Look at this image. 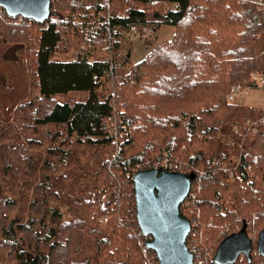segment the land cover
I'll return each instance as SVG.
<instances>
[{
    "label": "trees",
    "instance_id": "trees-1",
    "mask_svg": "<svg viewBox=\"0 0 264 264\" xmlns=\"http://www.w3.org/2000/svg\"><path fill=\"white\" fill-rule=\"evenodd\" d=\"M166 4L178 8L160 13ZM149 12L157 20L155 29L169 24L175 33L133 63L124 33L147 26ZM0 34L26 47L35 90L14 111L21 129L11 125L5 136L0 131L1 257L19 264H159L156 252L146 247L150 237L138 224L133 175L149 170L165 154L192 160L186 163L196 175L191 192L199 181L203 188L197 206L180 207L182 216L197 222L188 247L217 251L237 225L264 229V133L251 147L244 146L243 163L234 172L237 181L230 188L238 199L239 219L219 203V177L229 176L211 175L207 167L216 160L232 166V155L219 147L233 145L238 154L243 136L234 129L254 117L239 118L246 109L228 103L227 96L236 84H253L254 74L264 78V9L256 0H52L51 16L43 23L0 16ZM71 49L73 60L56 59ZM106 80L114 92L102 99L98 90ZM77 92L87 98L56 99ZM108 123L116 126L117 137ZM200 136L207 145L193 150ZM45 139L58 146L47 150L49 159L39 168L35 152L29 151L44 148ZM66 147L80 148L86 163L78 165ZM97 165L106 177V201L75 198L78 182L92 177ZM70 167L75 168L67 175ZM20 179L39 197L22 201L29 205L28 217L20 216L25 208L9 194ZM52 204L67 205L71 218L63 220ZM211 218L212 235L203 246L196 230L202 233ZM261 261L254 244L251 261L244 263Z\"/></svg>",
    "mask_w": 264,
    "mask_h": 264
},
{
    "label": "rangeland",
    "instance_id": "rangeland-1",
    "mask_svg": "<svg viewBox=\"0 0 264 264\" xmlns=\"http://www.w3.org/2000/svg\"><path fill=\"white\" fill-rule=\"evenodd\" d=\"M176 9L175 5L169 6L165 5L163 10L160 13H166L170 8ZM264 9V8H261ZM154 13L149 12L147 14L146 20L148 25L147 26H141V27H132L130 31H127L124 33V40H125V47L126 49L128 48L129 54L131 57V61L133 63H138L142 61L147 54L156 46L161 45L168 41L173 34L175 33V26L169 25V24H164L158 29H155L154 27L157 26L156 24V18L153 15ZM21 20H16L15 22H19ZM156 24V25H155ZM62 50H66L65 47L62 46ZM126 51V50H125ZM75 57V51L73 49L68 50L66 53L61 52L56 55V59L59 61H71ZM29 64V59L27 57V52H26V47L24 45H13L4 39V37L0 34V131H4V136L6 133H9L11 131V125L16 126L18 129H21L22 125V120L17 118L15 114V109L17 106H19L21 103L27 102L31 99L32 95L35 93V90L33 88V76L31 74V70L28 67ZM252 81L254 82L253 84H247V85H240L236 84L234 86H240L244 91L238 93L235 95V101L230 102L228 100L227 96V102L236 104L241 106L242 108H245L246 110L239 114V118H241L242 115H252L253 119H257L260 117H263L264 114H261L264 111V78L261 77V75L254 74L252 77ZM233 86V87H234ZM114 92V88L112 85L111 80H106L105 84L98 90V94L100 98H105L109 94ZM230 94V93H229ZM228 94V95H229ZM87 96L84 93H70L65 96H58L56 99L60 102H66L70 99L74 100H83L86 99ZM236 118V117H235ZM237 120V119H236ZM239 121V120H238ZM244 122V121H243ZM242 121L238 125L242 132H238L240 134H244L243 142L240 143L239 145V152H235V149H232L234 146L233 145H227V147H219L220 152L222 153H229L231 157V165L228 166V164H223L216 160L212 164H209L207 167H212L208 168L210 169L209 171H213L211 175H216L215 173H222L226 174L229 176L228 178H221L219 177L220 183L223 185V188L219 191V203L222 205V209L225 213H229L231 215H234L236 219L240 218V213L238 211V199L236 198V194L233 191V189L230 188L231 185H233L237 180L233 177L234 172H236L237 169L236 166V158L241 157L246 151L244 146L246 145L247 147L253 145V143L256 141L259 132L264 133V127L258 131V133H253L251 131H248L244 127V123ZM111 126V132L113 137H117L118 134H116V126L114 127L113 124L108 123ZM117 124V122H116ZM221 129V128H220ZM235 130V129H234ZM0 132V134H2ZM10 134V133H9ZM3 135V134H2ZM222 135V141L225 143L226 136L224 137V134ZM229 139V137H228ZM207 143L204 142L203 137H199V141L196 142L193 145V150L199 151L200 149L206 147ZM58 146V144L55 145V147L50 146V142L48 140H44V148L40 149L39 151H35L30 149L29 153H34V157L39 161L38 165L39 168L44 166L45 162L47 159H49L48 151L51 148L55 149ZM233 146V147H232ZM64 148V147H63ZM68 150L70 149L73 151V154L75 155L76 161H79L80 163H86L88 160V157H85V155L82 153L81 149L76 148V150L73 149V147H66ZM249 148V147H248ZM73 149V150H72ZM218 150V149H217ZM198 153V152H196ZM210 157V156H209ZM208 157V158H209ZM54 164H58L56 161V158H52ZM75 161V162H76ZM181 162H185L183 170H186L188 168V165L186 163L192 164V160H186L182 161L179 159ZM205 165H203L204 167ZM206 167V166H205ZM75 167H70V169H66L65 171L67 172V175L70 174L72 175L73 169ZM151 169V168H150ZM205 170V168H203ZM224 169H228L225 171ZM44 172H48L46 169ZM85 172V171H84ZM203 174L200 175L204 176L206 171H202ZM190 174V171H188ZM229 173V174H228ZM65 174V172H61L59 175ZM92 176V175H91ZM72 178V177H71ZM32 180V177L30 178ZM196 180V179H195ZM194 180V181H195ZM240 179H238L239 181ZM24 180L20 179L18 183L15 184L14 186V191L12 194V191L9 192L12 197L17 198V204L19 208L24 207L25 211L23 213H20L21 217H25L29 215V211L27 206L29 205H24L22 201H30L34 199H38L39 197L35 195L31 189H27L23 186ZM63 186L68 187L69 183L68 180L66 179L63 182ZM67 190V189H66ZM107 181L105 174L102 170H100V166L97 165V167L94 169V175L90 177L88 180L83 181L80 180L78 182V185L76 187V192H75V198L82 197L85 199H100L106 201L107 197ZM26 192V195H23V193ZM203 188L200 183L198 182V185L194 186V189L192 192V196L190 197L188 203H186V206L189 204H194V207L197 206L199 203L200 198L203 195ZM52 207H59V210L61 214L63 215V220H69L71 217L70 215L68 216V207L66 206H60L58 204H52ZM192 205L189 207L191 208ZM19 210V209H18ZM187 212V210H186ZM199 213V211H198ZM258 212H255L254 215L252 216L253 219L257 216ZM13 215H17V210L14 211ZM49 217V216H48ZM49 219V218H48ZM195 223V221H194ZM48 224H52V221L50 220ZM212 224H213V219H209L204 223L203 227V232L196 230V234H198V238H196L197 241H201V244L205 246V238L206 237H211V229H212ZM226 224V223H225ZM223 225V227L226 225ZM241 229L240 225H237L236 230ZM260 229L258 227H251L250 231H248L249 236L253 240L258 239ZM2 241V238L0 237V242ZM245 257L243 259H240L238 261V264H245ZM0 264H19L18 261L10 258L9 256H0ZM237 264V263H236ZM260 264H264L263 261H261Z\"/></svg>",
    "mask_w": 264,
    "mask_h": 264
},
{
    "label": "water",
    "instance_id": "water-1",
    "mask_svg": "<svg viewBox=\"0 0 264 264\" xmlns=\"http://www.w3.org/2000/svg\"><path fill=\"white\" fill-rule=\"evenodd\" d=\"M52 0H0L11 17L22 16L43 23L51 16ZM194 173L149 169L138 171L134 178L137 220L143 235L150 237L148 249L156 252L159 264H194L187 245L191 222L182 216L180 207L190 194ZM253 241L247 224L225 237L214 257L215 264H235L244 255L250 262ZM256 250L264 258V229L259 232Z\"/></svg>",
    "mask_w": 264,
    "mask_h": 264
},
{
    "label": "built area",
    "instance_id": "built-area-1",
    "mask_svg": "<svg viewBox=\"0 0 264 264\" xmlns=\"http://www.w3.org/2000/svg\"><path fill=\"white\" fill-rule=\"evenodd\" d=\"M256 3L259 7L264 8V0H256ZM5 13L6 12L3 10V8H0V16H2V18L4 17ZM19 18L23 19L22 16H19ZM242 91H244V90L240 86H234L231 89L230 94L228 95V100L230 102H234L235 101V95L242 92ZM244 127L248 131H251L253 133H258V131L264 127V116L257 118V119L247 118L244 121ZM235 132H237V133L242 132V130L239 126H236ZM244 135H245V133L242 135L243 138H244ZM242 143H244V142L242 141ZM242 158H243V156L236 158L237 166L235 169H239V167L243 163ZM184 165L185 164L182 163L181 161H178L177 159L172 160L167 154H165V156H164V158H162V160H160L157 163H153L151 165V169H159L161 171L181 172V173L189 174L187 169L183 170ZM226 170H228V169H226ZM138 171H136L134 173L133 178ZM210 172H213V171H210ZM201 174H203V172H201ZM189 199L190 198L188 196L184 203H188L187 201H189ZM191 226L193 229L194 227L197 226V222L191 223ZM236 231H238V230H236ZM197 247H198L197 245H192L191 247H188L189 250L193 254L194 264H213V263L215 264L214 257L216 255V251H214L213 246H207V247H204L203 249H199L200 247H198V248ZM243 258H244L243 256L240 257V259H243Z\"/></svg>",
    "mask_w": 264,
    "mask_h": 264
},
{
    "label": "bare ground",
    "instance_id": "bare-ground-1",
    "mask_svg": "<svg viewBox=\"0 0 264 264\" xmlns=\"http://www.w3.org/2000/svg\"><path fill=\"white\" fill-rule=\"evenodd\" d=\"M7 13V12H6ZM224 170H226V169H224Z\"/></svg>",
    "mask_w": 264,
    "mask_h": 264
}]
</instances>
